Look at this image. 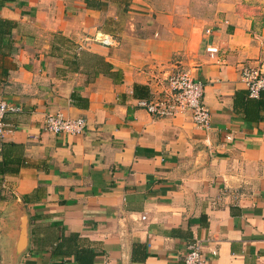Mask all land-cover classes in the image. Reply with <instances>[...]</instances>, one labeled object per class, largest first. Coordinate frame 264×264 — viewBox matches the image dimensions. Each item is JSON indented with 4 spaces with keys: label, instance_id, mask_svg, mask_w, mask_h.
<instances>
[{
    "label": "crops",
    "instance_id": "obj_1",
    "mask_svg": "<svg viewBox=\"0 0 264 264\" xmlns=\"http://www.w3.org/2000/svg\"><path fill=\"white\" fill-rule=\"evenodd\" d=\"M0 19V264H181L194 238L204 264H264V107L240 96L264 0H10ZM172 61L195 66L208 129L137 104ZM55 112L84 131L45 130Z\"/></svg>",
    "mask_w": 264,
    "mask_h": 264
},
{
    "label": "built area",
    "instance_id": "obj_2",
    "mask_svg": "<svg viewBox=\"0 0 264 264\" xmlns=\"http://www.w3.org/2000/svg\"><path fill=\"white\" fill-rule=\"evenodd\" d=\"M208 31V30H206ZM104 46H115L118 40L110 33L96 32L87 38ZM210 53H216L218 48L206 46ZM174 68L160 74L154 72L150 82L159 89L145 98H140L137 104L143 107L153 117H175L180 114L189 116L194 125L208 129L211 125V114L203 103L204 86L194 76V67H185L180 61L171 62ZM240 77L246 85L250 97H258L264 90V70L257 66L246 65L240 68ZM8 110H15L5 100L0 99V136L5 130L4 116ZM86 127L83 117H67L61 112L47 113L44 117V129L52 133L80 134ZM237 199L236 193L233 195ZM219 203L212 199L213 206ZM203 241L194 238L187 244L181 264H204L202 253Z\"/></svg>",
    "mask_w": 264,
    "mask_h": 264
},
{
    "label": "trees",
    "instance_id": "obj_3",
    "mask_svg": "<svg viewBox=\"0 0 264 264\" xmlns=\"http://www.w3.org/2000/svg\"><path fill=\"white\" fill-rule=\"evenodd\" d=\"M7 1H10V0H0V4H4ZM2 22L9 23L8 20L0 19V23H2ZM100 66H101V69H105V68H109L111 65L108 62H105L103 59H101ZM110 74L113 75V77L117 78V79H120V77H121V74L119 71L114 72V73L110 72ZM133 94L135 97H144L147 95V89L145 86H142V85H134ZM240 94L238 93L236 95L242 96V98L244 100V103H243L244 108L242 111H243L245 117H248V111L253 110L254 107H260V106L264 107V90H262L260 92L258 97H250L248 95V92H246V94H244V93H240ZM235 108H236V106H235ZM14 170H16V169H14ZM77 260H78V264H83L81 262L80 257L78 256V254H77Z\"/></svg>",
    "mask_w": 264,
    "mask_h": 264
},
{
    "label": "water",
    "instance_id": "obj_4",
    "mask_svg": "<svg viewBox=\"0 0 264 264\" xmlns=\"http://www.w3.org/2000/svg\"><path fill=\"white\" fill-rule=\"evenodd\" d=\"M25 232H26L25 225L22 224L21 229H20V238H21V241H24Z\"/></svg>",
    "mask_w": 264,
    "mask_h": 264
}]
</instances>
